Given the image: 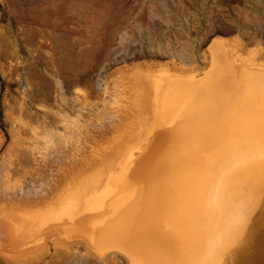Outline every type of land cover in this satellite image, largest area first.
Instances as JSON below:
<instances>
[{
    "label": "rangeland",
    "instance_id": "rangeland-1",
    "mask_svg": "<svg viewBox=\"0 0 264 264\" xmlns=\"http://www.w3.org/2000/svg\"><path fill=\"white\" fill-rule=\"evenodd\" d=\"M244 66L264 67V0H0V264H127L120 251L100 253L101 257L93 251L86 253L81 246L70 242L75 241L74 236L86 237V227L82 226L87 220L79 219L83 212L77 205L87 194L82 187H74L67 199L63 196L67 188L79 183L93 169L100 171L110 165L105 176H112L117 171L112 167L113 162L122 161L128 146L151 133L147 129L152 118L154 136L151 140L154 141L139 153L147 159V170L149 165L152 168L147 178L160 186L159 195L154 197L155 206L152 203L148 208L157 210L160 203L166 202L161 199L165 198L166 191L169 196L170 190L161 184L162 178L170 186L175 181L174 184H178L171 186V192L178 190L179 199L173 204H178L176 211L183 220L181 225L184 224L185 230L191 225L197 226L194 235L188 234L187 241L190 240L184 248L188 249L184 250V256L171 254L164 264H230L229 245L238 232L235 228L244 219L242 210L231 205L232 199H237L239 188L246 183L244 166L258 150L250 141H238L235 133L224 138L217 119L236 129V119L229 115L231 108L240 102L247 104L245 108L254 107L264 98V91L249 85L255 82L264 90L263 78L249 76L243 72ZM204 71L205 76L194 83L169 81ZM194 85L199 87L194 88ZM236 88L243 91L242 96L235 94L236 99H233ZM174 89L183 92L180 94ZM163 94L167 95L169 103L164 109L154 101ZM219 99L220 114L215 104ZM203 117L206 123L200 125L204 123ZM202 126L208 127L207 130ZM206 143H209L207 147ZM148 145L153 150H149ZM210 145L213 146L211 151ZM203 159L210 160L211 164L208 162L206 167ZM192 162L195 164H190ZM180 163L183 166L180 167ZM178 165L184 171H179L181 176L177 172ZM161 167L164 168L161 170ZM125 168L123 165L118 173ZM216 171H220V177ZM196 172H201L202 177L194 174ZM188 173L198 177L200 186L202 182L207 185H196L206 190L201 193L196 188L198 210H192L193 203L188 199L190 186L193 187ZM183 174L186 180L180 179ZM213 176H216L215 185L211 184ZM19 186L20 189L10 190ZM136 187L137 192L142 189L139 184ZM210 189L216 193H211ZM136 195L137 201L144 197L140 191ZM216 197L219 200H215ZM67 203L72 206L67 208ZM203 205L214 208L212 213L203 209ZM182 212L190 215L187 218ZM67 234L71 236L69 240ZM204 239L206 241L202 242Z\"/></svg>",
    "mask_w": 264,
    "mask_h": 264
},
{
    "label": "bare ground",
    "instance_id": "bare-ground-1",
    "mask_svg": "<svg viewBox=\"0 0 264 264\" xmlns=\"http://www.w3.org/2000/svg\"><path fill=\"white\" fill-rule=\"evenodd\" d=\"M233 77V75H232ZM229 80V79H228ZM239 80V79H237ZM264 81V79H261ZM228 82V81H227ZM232 83V82H231ZM211 84V83H209ZM213 84V83H212ZM219 84V83H218ZM226 84H230V83H226ZM225 84V85H226ZM244 84V83H243ZM196 85V84H195ZM194 85V88H198L197 86ZM202 85V84H201ZM217 86V85H216ZM237 86V85H236ZM215 87V85H214ZM224 87V86H223ZM227 87V85H226ZM203 88H205V86L203 85ZM207 88V87H206ZM250 88V87H249ZM202 89V87H201ZM228 89V88H226ZM179 91L180 94L183 92L181 91L180 89H174V91ZM198 89H196L197 91ZM200 90V88H199ZM205 90V89H204ZM218 90V89H217ZM224 90V88L222 89ZM221 91V90H220ZM227 91V90H226ZM229 91V90H228ZM252 92V88H250V90ZM255 91V90H253ZM171 92V91H170ZM198 92V91H197ZM203 92V91H202ZM219 92V91H218ZM225 92V91H224ZM243 92V91H242ZM261 92V91H260ZM215 93V92H213ZM246 93V92H245ZM168 94V93H167ZM190 94V93H189ZM193 94V93H192ZM196 94V92H195ZM199 94V93H198ZM201 94V93H200ZM199 94V95H200ZM205 94V93H204ZM209 94V93H208ZM230 94V93H229ZM170 95V93H169ZM177 95V94H175ZM174 95V96H175ZM245 95V94H244ZM254 95V94H253ZM167 96V95H166ZM166 96L163 94L160 96V98L157 100H154L156 103L155 104H160V106L163 108L165 107L166 103L169 104L168 102H166L167 98ZM178 96L179 93H178ZM198 96V95H197ZM226 96V94H225ZM224 95H222V100L225 98ZM251 96V95H250ZM257 96V95H256ZM263 96V95H262ZM202 97V96H201ZM211 97V96H210ZM217 97V96H216ZM158 98V97H156ZM196 98V97H195ZM194 98V99H195ZM199 98V97H198ZM204 98V97H203ZM207 98V97H206ZM219 98V97H218ZM262 98V97H261ZM169 99V98H168ZM201 99V98H200ZM199 99V100H200ZM214 99H215V96H214ZM212 99V101L214 100ZM244 99V98H243ZM256 99V98H255ZM170 100V99H169ZM168 100V101H169ZM179 100V99H178ZM261 102H256V105L257 106H254V107H250V106H247L245 108V104L239 103V105L237 104L235 108H231L232 111H230V114L229 115H232L233 117H235L236 119V129H232L231 127L228 126L227 122L225 121H222L221 118L217 119V122L218 124L222 127V129L224 130V138H228V134L230 135L231 133L234 134L237 138L238 141H250V144L252 143V147H254L253 145H257L256 148L258 150V153L257 154H254L252 155L253 156V159L251 161H249L248 163H246V165L244 166L245 170H244V174L246 175V183L241 185L242 183H240V185L242 186L241 188H239V192H238V197L237 199H232L233 200V204L231 205H234L236 206L237 208H239L240 210H242V212L244 213L243 214V220L241 221L240 225H238V227L235 228V230H237L238 232L234 234V236L232 237L231 239V242H230V245H229V250H230V258L229 261L231 260L230 264H264V98L263 99H260ZM259 100V101H260ZM175 101V100H174ZM198 101V100H197ZM211 101V100H210ZM195 102V101H194ZM208 102V101H207ZM223 102V101H222ZM229 102V101H228ZM237 102V101H236ZM173 103V101H172ZM184 103V102H183ZM212 103V102H211ZM214 103V102H213ZM238 103V102H237ZM179 104V103H178ZM176 104V105H178ZM200 104V103H199ZM209 104V103H208ZM215 104H217L216 107H219L220 104H221V101L220 99L215 101ZM213 104V105H215ZM243 104V105H241ZM260 104V105H259ZM211 105V104H210ZM209 105V106H210ZM171 106V104H170ZM174 106V105H173ZM183 106V105H182ZM204 106H205V103H204ZM208 106V105H207ZM224 106V105H223ZM230 106V105H229ZM168 107V105H167ZM179 107V106H178ZM181 107V106H180ZM186 107V106H185ZM227 107V106H225ZM256 107H258V109H256ZM155 108V107H154ZM202 108V107H201ZM205 108V107H204ZM207 108V107H206ZM211 108V107H210ZM228 108V107H227ZM159 109V108H158ZM164 109V108H163ZM176 109V108H175ZM178 109V108H177ZM181 109V108H179ZM173 110V108H172ZM202 110V109H201ZM204 110V109H203ZM209 111L211 109H208ZM213 110V108H212ZM230 110V109H229ZM168 111V110H167ZM169 111H170V108H169ZM175 111V110H174ZM179 111V110H178ZM182 110H180L181 112ZM184 111V109H183ZM192 112V110H189ZM195 111V110H194ZM215 111V109L213 110ZM218 111V110H217ZM221 108L219 107V111L218 113L220 114L221 112ZM207 112V111H206ZM226 112V111H225ZM160 113V112H159ZM158 113V114H159ZM163 113V111H162ZM169 113V112H168ZM174 113V112H173ZM200 113V112H199ZM198 113V114H199ZM202 113V112H201ZM211 113V111H210ZM206 114V113H205ZM204 114V115H205ZM209 114V112H208ZM215 114V113H214ZM213 114V116H214ZM218 114V116H219ZM162 114H160L159 116H161ZM171 115V114H170ZM176 115V114H175ZM186 115V114H185ZM203 115V114H202ZM166 116V115H165ZM169 116V115H168ZM184 116V115H183ZM182 116V117H183ZM190 116V115H189ZM199 116V115H198ZM209 118L210 117V114L207 115ZM181 117V116H180ZM202 117V116H201ZM159 118V117H158ZM212 118V117H211ZM213 118H216V117H213ZM212 118V120H213ZM201 119H204L201 118ZM223 119V118H222ZM159 120V119H158ZM165 120V119H164ZM168 120V119H167ZM194 121V119H192ZM191 120V121H192ZM199 120V119H198ZM206 118L204 119V123H201L200 125H204L206 122H205ZM208 120V119H207ZM185 121V120H184ZM197 121V119H196ZM201 121V120H200ZM199 121V122H200ZM210 121V119H209ZM208 121V122H209ZM161 122V121H160ZM160 122H157V123H160ZM164 122V121H163ZM169 122V121H168ZM189 122V121H188ZM207 122V123H208ZM216 122V121H215ZM165 123V122H164ZM178 123V122H177ZM190 123V122H189ZM172 124V123H171ZM193 124V123H192ZM196 124V123H195ZM191 125V124H190ZM194 126V124H193ZM159 127V126H158ZM163 127V125H162ZM161 127V128H162ZM167 127V126H166ZM171 127V126H170ZM200 127V126H198ZM203 127V126H202ZM165 128V127H164ZM196 128V127H195ZM195 128L193 130H195ZM207 130L206 127H203ZM160 129V127H159ZM191 129V127H190ZM198 129V128H197ZM204 129V130H205ZM161 130V129H160ZM164 130V129H163ZM193 130H191L193 132ZM183 131V130H182ZM217 131V129H216ZM148 132H150V130H148ZM154 132V131H153ZM159 132H162V131H159ZM191 132V133H192ZM205 132V131H204ZM220 132V131H219ZM201 133V132H200ZM210 133V132H209ZM164 133H162L161 135L163 136ZM175 134V133H174ZM220 135V133H218ZM160 135V136H161ZM167 135V134H166ZM170 137H171V133L169 134ZM189 135V134H188ZM204 134L201 133V136H203ZM207 136V134H205ZM153 136H154V133H149V139H147V143H151L152 141L154 140H151L153 139ZM156 136V135H155ZM185 136V135H184ZM200 135L198 134L197 137H199ZM205 136V137H206ZM213 136V135H212ZM211 136V137H212ZM218 135H215V132H214V137L216 138L217 140V137ZM231 136V135H230ZM180 137V136H179ZM223 137H220V138H223ZM160 138V137H159ZM185 139H187L186 137H183ZM182 138V140H183ZM162 139V138H161ZM159 139V140H161ZM203 139V138H202ZM201 139V140H202ZM212 138H209L208 140H211ZM158 140V139H157ZM158 140V141H159ZM163 140V139H162ZM168 140V139H167ZM170 140V139H169ZM181 140V139H180ZM197 140V138H196ZM204 140H207V137L206 139ZM203 140V141H204ZM227 140V139H226ZM186 141V140H185ZM191 141V140H190ZM189 141V142H190ZM198 141V140H197ZM162 142V141H161ZM160 142V143H161ZM167 142V141H166ZM179 142V141H178ZM193 142V141H192ZM200 142V141H199ZM221 142V139L220 141H218V143ZM242 142V143H243ZM146 143V144H147ZM164 143V142H162ZM194 143V142H193ZM203 143V142H202ZM211 143V142H209ZM209 143H206V147H207V144ZM215 143V142H214ZM224 143V141H223ZM226 143V142H225ZM230 143V141H229ZM240 143V142H239ZM118 144V143H117ZM145 144V146H146ZM154 144V142H153ZM176 144V143H175ZM200 146H202L201 143H199ZM212 144H213V141H212ZM211 144V145H212ZM216 144V143H215ZM214 144V145H215ZM227 144H228V141H227ZM119 145V144H118ZM122 145H124L122 143ZM121 145V146H122ZM129 145V144H128ZM157 145V144H156ZM162 145V144H160ZM167 145H168V142H167ZM177 145V144H176ZM192 145V143H191ZM195 145V143H194ZM208 146V148H211L209 149L210 151L212 150V147L213 146ZM245 145V144H244ZM143 146V147H145ZM154 146V145H153ZM198 145V147H200ZM203 146H205V144H203ZM134 146L131 147L128 146L127 149L128 151H125L124 153H128V156H123L124 159L121 161V163H119L118 161H114L113 163V166L115 170V173L112 175V176H105V172L108 170V168L110 167V165L104 169L102 168L100 171H94V169L90 172H88L86 175L83 176V178L80 180L79 183L73 185L71 188H65L66 189V192L64 194L63 197H68L69 195H71L72 193V188L74 189V187H82V191H86L85 194H87V198L85 199H82V200H79L81 203L78 204L77 206H79V208L81 209V211L83 213H80V218L79 219H82V220H87V222H84L85 225H83L82 227H86V230L85 229V233H86V237L82 238L80 237V235L78 236H74V237H78L75 239V241H70L71 243H74L76 244L77 246H81L82 249H85L86 250V253H87V250L90 252V251H93L95 253H98V255H105L103 254L104 252H110V253H115L117 251V249H113V248H118L120 247L122 250V253L121 255L123 256V258H125V261L127 264H155V262H160L161 264H164L166 262V260H168V256L169 255H174L175 254L177 255V257H182L184 256V250L186 251L185 246L189 244V240L187 241V238L190 237V235L188 234H191L194 232V230L196 229L197 226H194V225H191V226H186L185 227H188V229H184L183 228V225H181V220L182 218L179 219V216H177V211L176 209L178 208L176 205L178 204H173L176 199L178 200L179 198H177L179 195H176L178 193V190L176 193H172L171 191L173 189V187L171 186H176V184H174V182H172L173 184L170 186L167 184L166 181H162V180H165V178L161 180V184L163 186H165L166 189L170 190L168 192L169 196L167 197V191H166V195H165V198L164 197H161L162 200L166 201V202H163V203H160V206H158V209L156 210H150V207L152 205V203H154V197L157 196L159 190L160 189V186L156 183H154L153 179H148L147 176L148 173H150L152 171V168H150V165H149V169L147 170L146 168V165L148 162L147 159L145 158L144 155L142 154H139L140 151H135L136 148L132 149ZM147 147V146H146ZM167 147V146H166ZM165 147V148H166ZM176 147V146H175ZM195 147V146H194ZM205 147V149L202 147V150H207ZM220 147V146H219ZM234 147V146H233ZM237 147V146H236ZM148 148L149 150L152 148L149 147L148 145ZM162 148V147H161ZM187 148H188V145H187ZM197 148V147H196ZM223 148V147H222ZM224 148H226V146H224ZM235 148V147H234ZM246 150H247V147H245ZM255 148V150H256ZM157 149V148H155ZM160 148H158L157 150H159ZM189 149V148H188ZM193 151H194V148L192 147ZM198 149V148H197ZM229 149H231V147H229ZM238 149V148H237ZM121 150V147L120 149ZM153 150V148H152ZM156 150V151H157ZM167 150V149H166ZM171 150V149H170ZM176 150V149H175ZM227 150H228V147H227ZM235 150V149H233ZM232 150V151H233ZM240 150V149H239ZM254 150V149H252ZM144 151V150H142ZM148 151V150H147ZM181 151V150H180ZM188 151V150H187ZM190 151V149H189ZM192 151V153H193ZM215 150H213L214 152ZM217 151V149H216ZM242 151V150H241ZM240 151V152H241ZM249 151V150H248ZM120 152V151H119ZM169 152V151H168ZM177 152V151H175ZM175 152L173 151V153L175 154ZM186 152V151H185ZM198 152V151H197ZM227 152V151H226ZM235 152V151H234ZM243 152V151H242ZM117 153V152H116ZM115 153V154H116ZM142 153V152H141ZM182 153V152H181ZM189 153V152H188ZM191 152L189 153L190 155L192 154ZM224 153V152H223ZM229 153V152H228ZM253 153V152H252ZM256 153V152H254ZM157 155V153H155ZM159 154V153H158ZM166 154V153H165ZM172 154V153H171ZM195 155H197L195 152H194ZM199 154L201 155V153L199 152ZM213 154V153H212ZM232 154V152H231ZM234 154V153H233ZM232 154V155H233ZM160 155V154H159ZM164 155V154H162ZM170 155V154H168ZM194 155V156H195ZM215 155V154H214ZM217 155V154H216ZM236 155V154H235ZM172 156V155H170ZM180 156V155H179ZM219 156V155H218ZM148 157V156H147ZM160 157V156H159ZM164 157V156H163ZM166 157V156H165ZM164 157V158H165ZM204 157V156H202ZM150 159V157H148ZM154 158V157H153ZM163 158V159H164ZM172 158V157H170ZM174 158V156H173ZM195 158V157H194ZM219 158V157H218ZM223 158V157H222ZM225 158V157H224ZM244 158V157H243ZM169 160V158H167ZM177 159V158H176ZM189 159H192V158H189ZM198 159V158H197ZM206 159V158H205ZM211 159V158H210ZM213 159V158H212ZM211 159V160H212ZM216 159V158H215ZM154 160V159H153ZM173 160V159H172ZM188 160V159H187ZM195 160V159H194ZM207 160V159H206ZM209 160V159H208ZM224 160V159H223ZM242 160V158H241ZM246 160V159H245ZM150 161V160H149ZM156 161V160H155ZM162 161V160H161ZM164 161V160H163ZM166 161V160H165ZM178 161V160H177ZM190 161V160H189ZM197 161H199L200 163V159H198ZM204 161V159H203ZM210 161V160H209ZM208 161V162H209ZM216 161V160H214ZM222 161V160H219V162ZM230 161V159H229ZM234 161V160H233ZM232 161V162H233ZM168 162V161H167ZM170 163H172V161H169ZM173 162H175V159L173 160ZM185 162V161H184ZM196 162V161H195ZM204 162H207V161H204ZM208 162L206 163V167H207V164ZM223 162V161H222ZM221 162V163H222ZM225 162V161H224ZM232 162H231V165H232ZM236 162V161H235ZM234 162V163H235ZM119 163V164H118ZM158 163V162H156ZM169 163V164H170ZM178 163V162H177ZM197 163V162H196ZM210 163V162H209ZM213 163V160L212 162ZM210 163V164H211ZM230 163V162H229ZM244 163V161H243ZM155 164V163H154ZM162 164V163H161ZM173 164V163H172ZM175 164V163H174ZM181 164V163H180ZM185 164V163H184ZM190 164H195L194 162L190 163ZM198 164V163H197ZM205 164V163H203ZM217 164H220V163H217ZM228 164V163H227ZM245 164V163H244ZM123 165L126 166L125 169H123L124 171L123 172H120L118 173V169L121 168ZM164 165V164H163ZM168 165V164H167ZM177 165V164H176ZM200 164H198V167H199ZM201 165H202V162H201ZM230 165V166H231ZM235 165H237L235 163ZM234 165V166H235ZM158 166V164H157ZM173 166V165H171ZM183 166L182 164L180 165V167ZM191 166V165H190ZM189 166V167H190ZM194 166V165H193ZM210 166V165H208ZM212 166V165H211ZM216 166V165H214ZM223 166V165H222ZM221 166V168H223ZM228 166V165H227ZM238 166V165H237ZM235 166V167H237ZM165 167V166H164ZM164 167H161V170L162 168ZM169 168V166H167ZM175 167V165H174ZM179 165H178V168L180 170H178L177 168V172L179 171H182L180 168ZM187 167V166H186ZM192 167V166H191ZM196 167V166H195ZM203 167V165H202ZM205 167V166H204ZM225 167V166H224ZM234 167V168H235ZM166 168V167H165ZM197 168V167H196ZM201 168V167H200ZM211 168V167H210ZM209 168V169H210ZM213 168V167H212ZM217 168V167H216ZM220 168V167H219ZM231 168V167H230ZM104 169V170H103ZM173 167H171V171H172ZM189 170H191L190 168H188ZM193 169V167H192ZM198 169V168H197ZM206 169V168H205ZM208 169V170H209ZM226 169V168H225ZM229 169V168H228ZM103 170V171H102ZM193 170H196V169H193ZM200 170V169H199ZM213 169L210 170V172L212 171ZM220 170V169H219ZM224 170V169H223ZM221 170V171H223ZM94 171V172H93ZM120 171V170H119ZM122 171V169H121ZM166 171V170H165ZM164 171V172H165ZM170 171V169H169ZM176 171V170H175ZM197 171V170H196ZM156 172V171H154ZM153 172V173H154ZM184 172V171H182ZM206 172V171H205ZM219 172L220 171H216ZM225 172V171H224ZM152 173V174H153ZM158 173V172H157ZM166 173V172H165ZM163 174V172H161L160 174L162 175H167V174ZM187 173V172H186ZM198 172L194 173V174H197ZM201 173V172H199ZM198 173V174H199ZM209 173V171H208ZM231 173V172H230ZM242 173V172H241ZM152 174H151V177H152ZM159 174V175H160ZM172 174V173H171ZM174 174H177L174 172ZM185 174V173H184ZM183 174V175H184ZM193 173L191 174H186L188 175V178H190V180H188L190 182V184L193 185L190 186L191 188L189 190H191V193L189 194V198L191 200V202L193 204H191V207H192V210L193 209H196L198 210V202H196V192H197V186H200V183L198 182V177H196L194 174L192 175ZM197 174V175H198ZM214 174V173H213ZM222 174V173H221ZM228 174V173H227ZM158 175V176H159ZM173 175V174H172ZM179 175H180V172H179ZM182 175V176H183ZM184 175L183 178H180V179H184V177L186 176ZM189 175H192V176H189ZM200 175V174H199ZM202 175V174H201ZM200 175V176H201ZM206 174H204L203 176L205 177ZM215 175V174H214ZM217 175V174H216ZM226 175V174H225ZM233 175V174H232ZM235 175V174H234ZM181 176V175H180ZM196 178H195V177ZM212 176V175H211ZM221 175L219 174V177ZM227 176V175H226ZM98 177V179H97ZM155 177V175H154ZM163 177V176H162ZM187 177V176H186ZM185 177V178H186ZM202 177V176H201ZM214 177L216 178V176H213L212 179L213 181H211V184L214 183L215 185V182H214ZM218 177V176H217ZM225 177V176H224ZM233 177V176H232ZM240 177V176H239ZM153 178V177H152ZM158 178V177H157ZM174 178V177H173ZM211 178V177H210ZM169 179V177L166 178V180ZM175 179H178V178H175ZM187 179V178H186ZM184 179V180H186ZM200 179V178H199ZM222 179V178H221ZM230 179V178H229ZM157 180V179H156ZM179 180V179H178ZM177 180V182H178ZM208 181L207 177H205V181ZM217 180V179H216ZM225 180H226V177H225ZM232 180V179H231ZM236 180V179H235ZM234 180V181H235ZM171 181V180H169ZM182 181V180H181ZM180 181V182H181ZM201 181V180H200ZM202 181H204L202 179ZM206 181V182H207ZM224 181V180H223ZM228 181V180H227ZM148 182V183H147ZM213 182V183H212ZM222 182V180H221ZM229 182V181H228ZM233 182V181H232ZM237 182V181H236ZM243 182V181H242ZM10 183V182H9ZM171 183V182H170ZM220 183V182H219ZM223 183V182H222ZM226 183V181H225ZM244 183V182H243ZM6 184V183H5ZM16 184V183H15ZM139 184V186L143 189H140L139 191L140 192H143L144 193V197L143 198H140L142 199L141 201H137L139 198H135L134 196H137L136 194H138V192L136 191L138 189V187H136L137 185ZM186 184V183H185ZM217 184V183H216ZM8 185V184H7ZM6 185V187H7ZM77 185V186H76ZM187 185H189L187 183ZM186 185V186H187ZM202 185L204 186L203 182H202ZM202 185L200 187H202ZM210 185V183H209ZM11 186V185H10ZM207 186V185H205ZM204 186V187H205ZM212 186V185H211ZM217 186V185H216ZM228 186H230V184H228ZM236 186V184H235ZM234 186V187H235ZM15 187V186H14ZM13 187V188H14ZM85 187V189H84ZM139 187V188H140ZM179 187V186H178ZM218 187V186H217ZM215 187V191H216V188ZM237 187V186H236ZM12 188V187H11ZM162 188V187H161ZM176 188V187H175ZM183 188V187H182ZM189 188V187H188ZM197 188V189H196ZM212 189L214 188V186L211 187ZM10 189V188H9ZM17 189H20V186L15 189H10L11 191L12 190H17ZM64 189V191H65ZM157 189V190H156ZM177 189V188H176ZM174 189V190H176ZM179 189V188H178ZM184 189V188H183ZM204 189V188H202ZM201 188L198 189L201 191V193L204 191L202 190ZM206 189V188H205ZM223 188H221L222 190ZM187 190V189H186ZM214 190V189H213ZM83 191V193H84ZM137 193H136V192ZM206 191V190H205ZM204 191V192H205ZM209 191H211V193H216L215 191L212 192V190L210 189ZM208 191V192H209ZM224 191V189H223ZM227 191V189H226ZM225 191V192H226ZM234 191V190H233ZM238 191V190H237ZM175 192V191H174ZM181 192V191H180ZM179 192V193H180ZM189 192V191H188ZM199 192V191H198ZM219 192H220V189H219ZM64 193V192H63ZM74 193V191H73ZM136 193V194H135ZM165 193V192H164ZM183 194V192H181ZM186 193V192H185ZM201 193H198L201 195ZM207 193V192H206ZM223 193V192H222ZM134 194V195H133ZM141 194V193H140ZM205 194V193H203ZM202 194V195H203ZM225 194V193H224ZM63 195V194H62ZM159 195V194H158ZM201 195V196H202ZM213 195V194H212ZM233 195V194H232ZM164 196V195H163ZM200 196V197H201ZM206 196V195H205ZM219 196V194H218ZM223 196V194H222ZM62 197V198H63ZM160 197V196H159ZM199 197V196H198ZM207 197V196H206ZM203 196V198H206ZM213 197V196H212ZM225 197V196H224ZM148 198V199H146ZM185 198V197H184ZM210 198V197H209ZM67 199V198H66ZM87 199V200H86ZM166 199V200H165ZM182 199V198H181ZM187 199V198H186ZM212 199V198H211ZM144 200V202H143ZM157 200V199H156ZM188 200V201H190ZM201 200V199H200ZM215 200H219V198H215ZM227 200V199H226ZM180 201V200H179ZM184 201V200H183ZM187 201V200H186ZM208 201V200H207ZM211 201V200H210ZM214 202V201H213ZM224 202V201H223ZM228 202V200H227ZM230 202V201H229ZM228 202V203H229ZM156 203V202H155ZM155 203H154V206H155ZM179 203V202H178ZM189 203V202H188ZM202 203V202H201ZM218 203V202H217ZM220 203V202H219ZM145 204V205H143ZM173 204V205H172ZM182 204V203H181ZM180 204V205H181ZM188 204V206L190 205ZM204 204V203H203ZM66 205L67 208H69L71 205H69V203H67ZM159 205V204H158ZM210 205V204H208ZM212 205V204H211ZM230 205V204H228ZM184 206V205H183ZM183 206H181L183 208ZM187 206V205H186ZM233 206V207H234ZM180 207V206H179ZM216 207H219V206H216ZM221 207V206H220ZM232 207V206H231ZM229 208V209H232V208ZM173 210H172V209ZM188 208V207H187ZM204 208H207V206L205 207L203 205V209ZM181 209V208H180ZM210 210H213L211 209L210 207L207 208ZM183 210H185L183 208ZM182 210V211H183ZM191 210V209H189ZM200 210V208H199ZM209 210H207L209 212ZM235 210V209H234ZM233 210V211H234ZM71 211V210H70ZM206 211V209H205ZM209 212V213H210ZM215 212V210H214ZM229 212V210H228ZM181 213V212H180ZM183 213V212H182ZM185 213V212H184ZM183 213V214H184ZM192 213V211H191ZM199 213V212H198ZM201 213V212H200ZM204 213V211L202 212ZM212 213V212H211ZM210 213V214H211ZM187 214V218L190 214L188 213H185ZM230 214V213H229ZM93 215V217H92ZM193 215V214H192ZM196 216V214H194ZM198 215V214H197ZM231 215V214H230ZM229 215V217H230ZM82 216V217H81ZM182 216V215H181ZM180 216V217H181ZM207 216V214H206ZM210 216V215H209ZM240 216V215H239ZM85 219H84V218ZM211 217V216H210ZM232 217V216H231ZM194 218V216H193ZM197 218V217H196ZM213 218V217H211ZM209 218V219H211ZM93 219V220H92ZM184 219V218H183ZM195 219V218H194ZM193 219V220H194ZM231 219V218H230ZM186 220V219H185ZM189 220V219H188ZM205 220H208V218H206ZM183 221V220H182ZM198 221V220H197ZM211 221V220H210ZM213 221V220H212ZM223 221V220H222ZM244 221V222H243ZM188 222V221H187ZM191 222V221H190ZM189 222V223H190ZM193 222H196L193 221ZM204 222V221H203ZM184 223V222H183ZM205 223V222H204ZM224 223V222H223ZM207 224H209V221H207ZM221 224V223H220ZM229 224V223H228ZM232 225V223H230ZM181 225V226H180ZM198 225V224H196ZM205 225V224H204ZM39 226V225H38ZM228 226V225H227ZM205 226H203L202 229H204ZM225 227V225H224ZM44 228V227H43ZM65 228V227H64ZM67 228V227H66ZM65 228V229H66ZM72 228V227H71ZM220 228V227H219ZM229 228V227H228ZM25 229V227H24ZM42 229V228H40ZM75 229V228H74ZM201 229V228H200ZM225 229V228H224ZM64 230V229H63ZM223 229H221L220 231H222ZM24 231V230H23ZM23 231H22V234H23ZM28 231V230H27ZM66 231V230H64ZM202 231V230H201ZM224 231V230H223ZM32 232V231H31ZM39 232V231H38ZM52 232V231H51ZM66 233V232H65ZM88 233H91V234H88ZM200 233V232H199ZM211 233V232H210ZM194 235V233H193ZM214 235V233H213ZM222 235V233H221ZM62 236L64 237L65 234H62ZM201 236V235H200ZM66 237L68 238L67 240H69V238H71L70 235H66ZM224 235L222 236V239H223ZM65 238V237H64ZM217 238V236H216ZM85 239V240H83ZM216 240V239H215ZM206 240L204 239V241L202 242H205ZM208 241V240H207ZM213 242V241H212ZM193 243V242H191ZM190 243V244H191ZM208 243V242H207ZM225 243V242H224ZM195 244V243H193ZM220 245V244H219ZM222 245V244H221ZM224 245V244H223ZM191 246V245H190ZM196 246V245H195ZM193 246V247H195ZM217 246V245H216ZM196 248V247H195ZM194 248V249H195ZM112 249V250H110ZM213 249V248H212ZM219 249V247H218ZM108 250V251H107ZM188 250V249H187ZM193 250V249H191ZM224 250V249H223ZM197 251V250H195ZM125 252V253H124ZM127 252V253H126ZM187 252V251H186ZM220 252V251H219ZM91 253V252H90ZM89 253V254H90ZM101 253V254H100ZM192 253V251H191ZM210 253V252H209ZM93 254V253H92ZM108 254V253H107ZM194 254V253H193ZM218 254V253H217ZM94 255V254H93ZM101 255V257H102ZM113 255V254H111ZM110 255V256H111ZM195 255V254H194ZM197 255V254H196ZM95 256V255H94ZM187 256V255H186ZM205 256V255H203ZM226 256V255H225ZM96 257V256H95ZM94 257V258H95ZM104 259H105V256H103ZM190 257V255H189ZM194 257V256H193ZM192 257V258H193ZM206 257V256H205ZM97 258V257H96ZM100 258V257H98ZM109 258V257H108ZM107 258V259H108ZM172 258V257H171ZM176 258V257H175ZM219 258V257H218ZM228 258V257H227ZM101 259V258H100ZM140 259V261H139ZM191 259V258H190ZM226 259V258H225ZM195 260V258H194ZM197 260V258H196ZM102 261V260H101ZM193 261V260H192ZM191 261V262H192ZM203 261V260H202ZM176 262V261H175ZM182 262V261H181ZM186 262V261H185ZM195 262V261H193ZM204 262H207V261H204ZM214 262V261H212ZM228 262V261H227ZM101 263V262H100ZM159 263V264H160ZM180 263V262H179ZM187 263V262H186ZM194 264V263H193ZM214 264V263H212Z\"/></svg>",
    "mask_w": 264,
    "mask_h": 264
},
{
    "label": "water",
    "instance_id": "water-1",
    "mask_svg": "<svg viewBox=\"0 0 264 264\" xmlns=\"http://www.w3.org/2000/svg\"><path fill=\"white\" fill-rule=\"evenodd\" d=\"M235 67L236 68L237 67L239 68L240 65L239 66H235ZM209 68H207V69L209 70ZM242 70H243V72L248 73L249 76H252V77H255V78L257 77L258 79H259V77L264 79V67L257 68V67H247V66H244V68H242ZM204 76H205V71L202 72L201 74H198V75H193V76H189V77H179L177 80L174 79L173 81L171 79H169V78L168 79H169L170 82H174L175 81V83L184 84V83H189V82L190 83H194L196 80L202 79ZM255 81L257 82V80H255ZM163 82L166 84V87H167L168 86V83L166 82L165 79L163 80ZM249 85L254 86V88L257 91L258 90L264 91V90L261 89L262 87L260 86V84H256L255 82H252ZM239 88H241V87H239ZM239 88H236V89L233 90V94H232L233 99H236V97H235L236 95L235 94L239 95L240 97L242 96V90L241 89L239 90ZM263 89H264V87H263ZM153 122H154V119L152 118V122L150 124V127L147 129V131L150 130V132L152 134L154 133L153 130H152V128H153L152 127ZM148 137H149V133H146V135L143 138V140H140V142H138L137 144L131 145V147L134 146L132 149L136 148L135 151H138L139 152V151L144 150L145 148H147L146 146H147L148 143H147L146 140L149 139ZM145 144H146V146L143 147ZM126 151H128V149H126ZM124 156H128V153H126V154L124 153ZM123 159H124V157H123ZM119 163H121V161ZM113 249H117V251H120V253H122V250H123L120 247L113 248ZM110 250H112V249H110ZM139 261H140V259H139ZM185 264H188V263H185Z\"/></svg>",
    "mask_w": 264,
    "mask_h": 264
}]
</instances>
